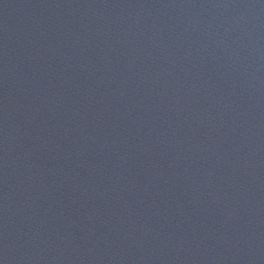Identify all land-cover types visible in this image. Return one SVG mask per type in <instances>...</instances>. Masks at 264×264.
Wrapping results in <instances>:
<instances>
[{"label":"water","instance_id":"1","mask_svg":"<svg viewBox=\"0 0 264 264\" xmlns=\"http://www.w3.org/2000/svg\"><path fill=\"white\" fill-rule=\"evenodd\" d=\"M0 264H264V0H0Z\"/></svg>","mask_w":264,"mask_h":264}]
</instances>
